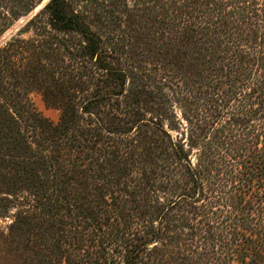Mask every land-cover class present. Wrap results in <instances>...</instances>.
I'll return each mask as SVG.
<instances>
[{"label":"trees","instance_id":"1","mask_svg":"<svg viewBox=\"0 0 264 264\" xmlns=\"http://www.w3.org/2000/svg\"><path fill=\"white\" fill-rule=\"evenodd\" d=\"M163 5L167 73L159 79L174 82L159 91L149 119L143 90L130 89L126 71L107 62L85 16L68 0L44 5L48 23L78 33L83 55L104 74L80 101L56 98L47 86L59 121L37 118L44 176L34 187L44 208L23 212L43 224L57 264H264V0ZM12 47L0 46V71L17 68ZM26 62L41 82L30 50ZM111 100L115 113L94 116ZM123 120L145 132L124 141Z\"/></svg>","mask_w":264,"mask_h":264},{"label":"rangeland","instance_id":"2","mask_svg":"<svg viewBox=\"0 0 264 264\" xmlns=\"http://www.w3.org/2000/svg\"><path fill=\"white\" fill-rule=\"evenodd\" d=\"M164 1H153L154 8L149 0H68L70 10L82 13L88 27L101 38L107 62L126 71L130 89L143 90L139 96L146 119L155 115L159 91L168 93L165 84L174 82L168 78L163 85L159 79L167 73L161 70L166 65L162 45L166 6H160ZM46 2L0 0V46L9 42L18 51L17 68L9 63L0 71V264H57L60 259L49 250L43 224L23 212L32 210L31 205L37 203L40 210L44 208L38 196L40 186L34 187L44 176L36 146L41 133H45L41 128L45 127L37 118L52 124L59 121L60 109L45 100L47 86L54 90L56 98L80 101L91 92L87 86H101L104 78L93 65L94 60L83 55L84 42L78 33L55 29L48 23L43 10ZM30 6V12L24 14V7ZM171 10L179 15L175 8ZM37 13L34 22L27 24ZM29 50L42 64L41 82L36 78L38 72L24 65ZM111 101L110 105L93 109L94 116L105 118L115 113ZM122 123L124 141L145 130L138 123ZM164 128L175 135L169 121H164ZM191 158L194 163L193 155ZM52 192L57 194L56 190Z\"/></svg>","mask_w":264,"mask_h":264},{"label":"water","instance_id":"3","mask_svg":"<svg viewBox=\"0 0 264 264\" xmlns=\"http://www.w3.org/2000/svg\"><path fill=\"white\" fill-rule=\"evenodd\" d=\"M46 1H48V0H46Z\"/></svg>","mask_w":264,"mask_h":264}]
</instances>
